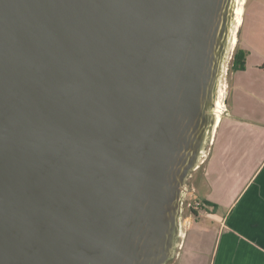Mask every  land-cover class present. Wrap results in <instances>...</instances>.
Wrapping results in <instances>:
<instances>
[{
    "label": "water",
    "instance_id": "95a60500",
    "mask_svg": "<svg viewBox=\"0 0 264 264\" xmlns=\"http://www.w3.org/2000/svg\"><path fill=\"white\" fill-rule=\"evenodd\" d=\"M237 1L0 0V264L174 257Z\"/></svg>",
    "mask_w": 264,
    "mask_h": 264
},
{
    "label": "crops",
    "instance_id": "0c3cea01",
    "mask_svg": "<svg viewBox=\"0 0 264 264\" xmlns=\"http://www.w3.org/2000/svg\"><path fill=\"white\" fill-rule=\"evenodd\" d=\"M237 44L246 67L232 72L228 110L190 177V194L217 206L200 211L177 264H264V0L245 1Z\"/></svg>",
    "mask_w": 264,
    "mask_h": 264
},
{
    "label": "rangeland",
    "instance_id": "374dc122",
    "mask_svg": "<svg viewBox=\"0 0 264 264\" xmlns=\"http://www.w3.org/2000/svg\"><path fill=\"white\" fill-rule=\"evenodd\" d=\"M238 45H236V47H237ZM234 51H235V49L234 50H232L231 51V53H229V56L226 58V60H225V63H224V73H223V76H222V80H223V82H224V84L226 85V87H227V93H225V97H226V103H227V110H228V96H229V86H230V77H231V74H232V72L230 71V66H231V61H232V58H231V55H232V57H233V54L232 53H234ZM231 58V60H230V62H229V69H228V74H227V72H226V67H227V65H226V63L228 62V59H230ZM227 74V81L225 80V75ZM192 184H193V180H192V178H188V179H186V181H185V190H186V193L184 194V201H185V197L187 196V197H189V196H191V192H192V189H191V187H192ZM186 210V209H185ZM183 211L182 212V219H181V221H182V233H184V235L182 234V236H180L179 237V239H178V241H179V244L177 245V247H176V253H175V255H174V257H172L168 262H167V264H177V253L181 250L180 248H181V246H182V243H183V239H184V236L186 235V233L188 232V231H192L193 229H194V227H196V226H198V227H201L200 225H203V223L201 222V219H200V217L199 216H196L195 215V212H193V214H192V212L190 211V212H188L187 210L186 211ZM200 211H203L204 212V209H202V210H200ZM199 211V214L201 213ZM190 214H191V216H190ZM186 215H187V217H186ZM203 215V214H202ZM202 215H201V217H202ZM203 216H205L204 218H207V219H211V218H208L207 217V213H204V215ZM203 218V219H204ZM215 232V231H214ZM217 232V231H216ZM203 234H205L206 236H209V232L208 231H206V232H204ZM215 234V233H214ZM184 252H186V251H184ZM188 255V254H187ZM183 259H184V256H183V258H181V264H182V262H183ZM199 262H201V260H192V263L193 264H199ZM204 262H206V260H204ZM210 263V261L207 263V264H209ZM178 264H180V262H178Z\"/></svg>",
    "mask_w": 264,
    "mask_h": 264
},
{
    "label": "bare ground",
    "instance_id": "6f19581e",
    "mask_svg": "<svg viewBox=\"0 0 264 264\" xmlns=\"http://www.w3.org/2000/svg\"><path fill=\"white\" fill-rule=\"evenodd\" d=\"M245 1L246 0H238L237 1L235 20H234V25H233V33H232V37H231L230 44L228 47V52H227L226 58L229 56V53H231V51L235 49V46L237 43V35H238L239 27H240V24L242 22V14L244 11ZM224 68L225 67L223 66V73H224ZM222 76H223V74H222ZM222 76H221V82H220V88H219V96H218V99L216 101L217 123L215 125L213 134H214L215 129L217 128V126L221 120V117H222L221 115H222V113H224V110H225V93H226L227 87L222 80Z\"/></svg>",
    "mask_w": 264,
    "mask_h": 264
},
{
    "label": "trees",
    "instance_id": "16d2710c",
    "mask_svg": "<svg viewBox=\"0 0 264 264\" xmlns=\"http://www.w3.org/2000/svg\"><path fill=\"white\" fill-rule=\"evenodd\" d=\"M237 45L238 46L235 47V51L233 53V57L231 61V66H230L231 72L243 70L246 67L248 51L242 48L239 44ZM207 206H213V209H215L217 205L209 201H202L201 210L206 209ZM195 215L199 216V211H195Z\"/></svg>",
    "mask_w": 264,
    "mask_h": 264
},
{
    "label": "built area",
    "instance_id": "2783aa9c",
    "mask_svg": "<svg viewBox=\"0 0 264 264\" xmlns=\"http://www.w3.org/2000/svg\"><path fill=\"white\" fill-rule=\"evenodd\" d=\"M231 58H232V55H231ZM231 58L228 59V62L226 63V65H227V67H226L227 68L226 69L227 74H228V69H229L228 66H229V62H230ZM227 74L225 75V80L226 81H227V77H226ZM225 103H226V97H225ZM226 111H227V103H226L224 112H226ZM205 156L206 155L204 154L201 157L200 162H203L205 160ZM201 207H202V201L199 198L195 197L194 195H191L189 197H187V196L185 197V201L183 202V211L186 209L188 212L191 211L192 214H193V212H195V211H200ZM190 216H191V214H190ZM186 217H187V215H186ZM183 235H184V233H183Z\"/></svg>",
    "mask_w": 264,
    "mask_h": 264
}]
</instances>
